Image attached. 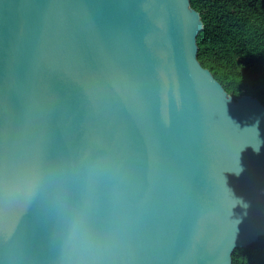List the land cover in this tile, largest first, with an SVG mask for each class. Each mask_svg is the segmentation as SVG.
<instances>
[{"label":"water","instance_id":"1","mask_svg":"<svg viewBox=\"0 0 264 264\" xmlns=\"http://www.w3.org/2000/svg\"><path fill=\"white\" fill-rule=\"evenodd\" d=\"M202 27L191 0H0V264H233L264 235V103Z\"/></svg>","mask_w":264,"mask_h":264},{"label":"trees","instance_id":"2","mask_svg":"<svg viewBox=\"0 0 264 264\" xmlns=\"http://www.w3.org/2000/svg\"><path fill=\"white\" fill-rule=\"evenodd\" d=\"M203 20L197 41L202 65L234 97L264 103V0H191ZM233 264H264V235L236 248Z\"/></svg>","mask_w":264,"mask_h":264}]
</instances>
